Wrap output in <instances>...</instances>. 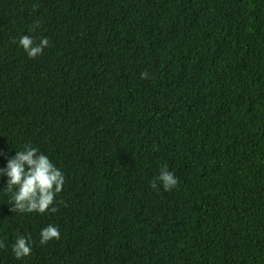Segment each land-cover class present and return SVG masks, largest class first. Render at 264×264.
Masks as SVG:
<instances>
[{
    "label": "trees",
    "instance_id": "1",
    "mask_svg": "<svg viewBox=\"0 0 264 264\" xmlns=\"http://www.w3.org/2000/svg\"><path fill=\"white\" fill-rule=\"evenodd\" d=\"M24 145L65 182L23 214L0 175V264H264V0H0V169Z\"/></svg>",
    "mask_w": 264,
    "mask_h": 264
},
{
    "label": "clouds",
    "instance_id": "2",
    "mask_svg": "<svg viewBox=\"0 0 264 264\" xmlns=\"http://www.w3.org/2000/svg\"><path fill=\"white\" fill-rule=\"evenodd\" d=\"M35 11V6L33 8ZM40 26L39 21H35L29 29L35 32ZM18 46L22 47L30 59L42 55L43 50L50 46L46 37H42L39 43H35L32 36L22 35L19 38ZM141 78H148L147 72L141 73ZM0 175H6V187L4 191L10 194L9 203L12 205V212L23 214L46 212L55 213V197L62 191L65 182V176L49 159V157L30 145H24L22 151H16L14 157L10 158L5 168L0 169ZM162 183L165 191H171L177 187L178 180L173 172H170L167 166L161 168L158 177L150 182V187L157 189L158 183ZM60 232L53 225H48L40 231L41 245L47 244L51 240H59ZM31 237L19 235L11 246L14 258L20 260L27 257L32 252L30 244ZM6 245L0 242V248Z\"/></svg>",
    "mask_w": 264,
    "mask_h": 264
}]
</instances>
